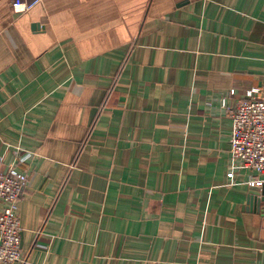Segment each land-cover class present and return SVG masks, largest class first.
<instances>
[{"label": "crops", "instance_id": "1", "mask_svg": "<svg viewBox=\"0 0 264 264\" xmlns=\"http://www.w3.org/2000/svg\"><path fill=\"white\" fill-rule=\"evenodd\" d=\"M12 3L0 166L28 174L13 264H264L248 200L264 175L232 163L222 106L264 83V0Z\"/></svg>", "mask_w": 264, "mask_h": 264}, {"label": "built area", "instance_id": "2", "mask_svg": "<svg viewBox=\"0 0 264 264\" xmlns=\"http://www.w3.org/2000/svg\"><path fill=\"white\" fill-rule=\"evenodd\" d=\"M41 0H13L16 13L26 12ZM227 97L222 99V106L232 120L231 161L236 166L264 175V83L247 89L244 95L231 106ZM31 153L23 155V162ZM2 158L0 157V164ZM258 176L250 180V187L258 185ZM28 174L12 165L7 171L0 166V264H13L24 261L21 248V221L19 200L27 185Z\"/></svg>", "mask_w": 264, "mask_h": 264}, {"label": "water", "instance_id": "3", "mask_svg": "<svg viewBox=\"0 0 264 264\" xmlns=\"http://www.w3.org/2000/svg\"><path fill=\"white\" fill-rule=\"evenodd\" d=\"M249 206L251 209L260 211L264 206V183L254 185L249 190Z\"/></svg>", "mask_w": 264, "mask_h": 264}]
</instances>
